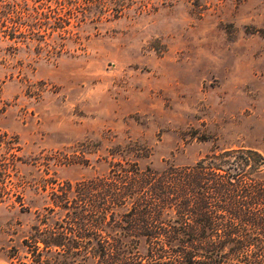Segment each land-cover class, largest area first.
I'll return each mask as SVG.
<instances>
[{
	"label": "rangeland",
	"instance_id": "obj_1",
	"mask_svg": "<svg viewBox=\"0 0 264 264\" xmlns=\"http://www.w3.org/2000/svg\"><path fill=\"white\" fill-rule=\"evenodd\" d=\"M16 2L44 7L0 27L23 40L0 41L2 190H60L128 146L148 149L142 167L264 156V0ZM17 206L0 203V264L31 220Z\"/></svg>",
	"mask_w": 264,
	"mask_h": 264
},
{
	"label": "trees",
	"instance_id": "obj_2",
	"mask_svg": "<svg viewBox=\"0 0 264 264\" xmlns=\"http://www.w3.org/2000/svg\"><path fill=\"white\" fill-rule=\"evenodd\" d=\"M16 1L0 0L1 28L23 24L15 16L43 13L42 2ZM0 41L23 43L16 29ZM127 150L135 158L121 154L106 173L60 190H29L36 201L26 200L28 190H2L9 166L0 158V203L17 202V215H31L26 225L15 223L22 231L8 263L264 264V156L257 150L218 149L162 167L140 165L150 154L145 147Z\"/></svg>",
	"mask_w": 264,
	"mask_h": 264
}]
</instances>
